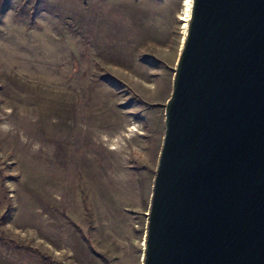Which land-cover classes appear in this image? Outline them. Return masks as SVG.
Masks as SVG:
<instances>
[{"label":"rangeland","instance_id":"rangeland-1","mask_svg":"<svg viewBox=\"0 0 264 264\" xmlns=\"http://www.w3.org/2000/svg\"><path fill=\"white\" fill-rule=\"evenodd\" d=\"M184 11L0 0L1 238L64 264H144ZM0 264L42 263L0 243Z\"/></svg>","mask_w":264,"mask_h":264},{"label":"water","instance_id":"water-1","mask_svg":"<svg viewBox=\"0 0 264 264\" xmlns=\"http://www.w3.org/2000/svg\"><path fill=\"white\" fill-rule=\"evenodd\" d=\"M144 264H264V0H193Z\"/></svg>","mask_w":264,"mask_h":264},{"label":"trees","instance_id":"trees-1","mask_svg":"<svg viewBox=\"0 0 264 264\" xmlns=\"http://www.w3.org/2000/svg\"><path fill=\"white\" fill-rule=\"evenodd\" d=\"M0 176L2 177V179H4V172L1 168H0ZM85 208H86V212L88 213V215L91 216L90 208L87 205H85ZM63 215L66 216L65 213H63ZM75 227L79 232L82 233V235H84L82 230L77 225H75ZM0 243L2 244L9 243L10 246L15 247L16 249L22 251L23 253L39 258L42 264H64L63 262L55 260L51 256L44 254L39 249L34 248V247L19 245L15 241H6L5 239L1 237H0Z\"/></svg>","mask_w":264,"mask_h":264},{"label":"bare ground","instance_id":"bare-ground-1","mask_svg":"<svg viewBox=\"0 0 264 264\" xmlns=\"http://www.w3.org/2000/svg\"><path fill=\"white\" fill-rule=\"evenodd\" d=\"M184 7H185V22H186V33L189 25V21L191 18L192 8H193V0H184Z\"/></svg>","mask_w":264,"mask_h":264}]
</instances>
